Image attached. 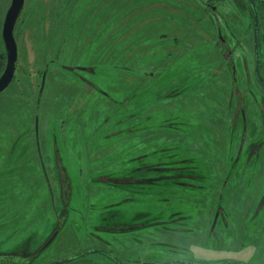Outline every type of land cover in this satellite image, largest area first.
I'll use <instances>...</instances> for the list:
<instances>
[{
  "label": "rangeland",
  "instance_id": "obj_1",
  "mask_svg": "<svg viewBox=\"0 0 264 264\" xmlns=\"http://www.w3.org/2000/svg\"><path fill=\"white\" fill-rule=\"evenodd\" d=\"M21 18L15 78L0 94L1 255L215 264L216 241L182 242L159 224L176 209L198 235L205 209H261L236 236H264V88L248 0H26Z\"/></svg>",
  "mask_w": 264,
  "mask_h": 264
},
{
  "label": "flooded vegetation",
  "instance_id": "obj_2",
  "mask_svg": "<svg viewBox=\"0 0 264 264\" xmlns=\"http://www.w3.org/2000/svg\"><path fill=\"white\" fill-rule=\"evenodd\" d=\"M9 1V2H7ZM26 1V0H25ZM7 2V8H6V12L4 15V19L0 22V38L1 41H3V29H4V24H5V20H6V16L7 13L9 12L11 5H12V0H6ZM208 7L210 6V4L207 5ZM25 7V4H24ZM24 10V8H23ZM23 10L21 11V13L18 16L15 28H14V38L15 41L17 43V30L19 27V24L21 22V17H22V13ZM254 28V25H253ZM261 28H262V24L260 22V36H261ZM3 45H4V50H5V66L3 69V72L5 70L6 67V63H7V54H6V47H5V43L3 41ZM253 47H254V30H253ZM17 48H18V59H19V46L17 43ZM230 54H231V50H230ZM233 57V56H232ZM230 56V58H232ZM254 57H255V51H254ZM18 63V61H17ZM17 63H16V70H17ZM230 64H231V60H230ZM255 66H256V57H255V64L253 67V77L256 80L255 77ZM261 69H262V64H261ZM2 72V74H3ZM1 74V75H2ZM16 74V72H15ZM1 77V76H0ZM15 78V76H14ZM14 80V79H13ZM257 84L259 85V83L257 82ZM260 87L264 88L263 86L259 85ZM264 122V121H263ZM169 178V177H167ZM184 186V185H183ZM188 187H190V185H187ZM66 196V195H65ZM197 210V209H195ZM203 214L205 213H209V215L206 217V215H204L206 222H202V226L201 227V234H197V229L196 230H192L191 231H187L186 227L188 226V223L185 222L187 219L191 218L190 213L186 212L185 210H181V209H176L170 216L169 219L165 222L159 223V224H163L164 228H166V230H169L170 232L173 233H178L180 234V239L182 240V242L185 240H187L189 243H198L196 240L200 239V240H214L216 241L215 243V249L213 247L212 252L217 254L218 257L216 259H214L215 264H264V262H260L258 263V259L259 257H262L264 260V236H263V231L260 232V234H258L257 239H251L252 237L250 236V234L248 233L247 236L244 237L243 239L240 237H237L236 235L238 234V230H237V225L238 223H246V224H251L254 223L256 220L262 218L263 213L261 212V209H257L253 212H251V209H242L240 211V214H243L244 216L239 217V213L235 212V217L234 218H229V210L228 209H205L204 212H202ZM252 213V215H251ZM203 214H202V218H203ZM251 215V217H250ZM242 219V221H240ZM201 223V222H200ZM221 224L220 226H218V224ZM175 225V226H174ZM201 225V224H200ZM142 227V226H141ZM132 228H126L123 229V231H130ZM116 231V230H115ZM185 235V236H184ZM198 235V236H197ZM178 243H176L177 247L179 248L181 245L180 241ZM235 242H238V246L237 247ZM251 245L256 246V250L255 253H252L251 250ZM243 252V254L248 255V258H243L244 255H242V257H240V252ZM186 251L190 252V249L187 248ZM106 256H108L109 258H111L112 263L114 264H129L128 262H124L119 260L114 254L112 253H105ZM37 256H35L33 253L31 254H26L25 251H19L13 254H7V255H1L0 254V264H31L35 258ZM247 257V256H246ZM82 257L80 256H74L69 262H67V264L71 263V264H77V262L81 259ZM211 259V258H209ZM208 261H212L208 260ZM183 261H168L166 262V264H182ZM194 263V262H192ZM148 264V263H147ZM165 264V263H163ZM195 264H199V263H195ZM203 264H213V263H203Z\"/></svg>",
  "mask_w": 264,
  "mask_h": 264
},
{
  "label": "water",
  "instance_id": "obj_3",
  "mask_svg": "<svg viewBox=\"0 0 264 264\" xmlns=\"http://www.w3.org/2000/svg\"><path fill=\"white\" fill-rule=\"evenodd\" d=\"M248 3L253 12L254 19V51L256 57V66H255V77L259 85L264 87V77L260 73L261 69V55H260V17L258 12V5L255 0H248ZM25 0H12V5L7 13L4 29H3V41L6 47L7 54V63L3 74L0 77V94L3 93L13 82L15 72H16V63L18 61V48L17 43L14 38V28L18 19L19 14L24 8ZM264 9V6H263ZM225 43V42H224ZM231 66L235 71V64L231 58ZM43 86L45 84V76L43 79ZM244 114V113H243ZM58 231L54 233L48 243L45 245L42 251L48 248L53 241L56 239ZM72 258L55 262L54 264H63L67 263ZM185 264V263H182ZM192 264V263H190Z\"/></svg>",
  "mask_w": 264,
  "mask_h": 264
},
{
  "label": "trees",
  "instance_id": "obj_4",
  "mask_svg": "<svg viewBox=\"0 0 264 264\" xmlns=\"http://www.w3.org/2000/svg\"><path fill=\"white\" fill-rule=\"evenodd\" d=\"M257 5L262 6V7L264 6V5H261V4H257ZM253 25H254V22H253ZM4 66H5V55L0 54V73L4 69Z\"/></svg>",
  "mask_w": 264,
  "mask_h": 264
},
{
  "label": "built area",
  "instance_id": "obj_5",
  "mask_svg": "<svg viewBox=\"0 0 264 264\" xmlns=\"http://www.w3.org/2000/svg\"><path fill=\"white\" fill-rule=\"evenodd\" d=\"M255 1H256V3H259L261 5H264V0H255Z\"/></svg>",
  "mask_w": 264,
  "mask_h": 264
}]
</instances>
